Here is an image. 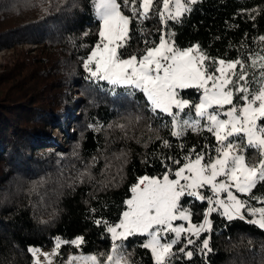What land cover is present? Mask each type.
Returning a JSON list of instances; mask_svg holds the SVG:
<instances>
[{"label":"trees","instance_id":"obj_1","mask_svg":"<svg viewBox=\"0 0 264 264\" xmlns=\"http://www.w3.org/2000/svg\"><path fill=\"white\" fill-rule=\"evenodd\" d=\"M71 4L0 0V50L17 55L0 71V264H33L29 248L52 250L57 236L83 235L85 253L106 251L110 240L94 219L118 220L137 177L163 171L152 157L157 137L172 139L167 130H152L159 121H149L150 114L135 119L141 94L119 99L107 85L85 78L79 57L88 49L79 45L96 42L98 23L89 0ZM192 8L175 26L182 48L198 43L213 57L234 58L230 46L246 33L264 34V0H198ZM24 45L35 47L25 50ZM89 125L102 127L97 131ZM55 126L62 137L53 135ZM184 139L197 150L202 144V137L191 132ZM93 157L97 162L91 166ZM85 165L90 175L81 182L78 173ZM206 206L195 203L193 211L200 215L193 216L194 222ZM213 220V251L178 264H264V230L215 214ZM73 252V246L63 245L55 264ZM135 253L143 256V264H152L148 250L135 247Z\"/></svg>","mask_w":264,"mask_h":264},{"label":"snow or ice","instance_id":"obj_2","mask_svg":"<svg viewBox=\"0 0 264 264\" xmlns=\"http://www.w3.org/2000/svg\"><path fill=\"white\" fill-rule=\"evenodd\" d=\"M89 3L98 29L94 44L79 45L88 49L79 57L85 78L107 85L119 99L141 94L135 119L150 114L149 121H159L155 129L150 123V129L167 130L172 139L157 137L160 144L152 157L163 171L137 177L118 220L94 219L110 240L106 251L85 253L83 235L71 240L57 236L50 253L29 248L33 264H40V255L53 264L63 245L77 253L59 264H143L135 247L148 250L152 264L206 257L213 251L209 241L214 214L264 230V34L246 33L238 45L230 46L237 53L234 58L213 57L198 43L182 48L175 39V26L198 0ZM89 127L98 131L102 126ZM189 132L202 137L199 150L187 146ZM173 141L178 154L172 151ZM96 162L93 157L91 166ZM89 167L78 173L81 182L90 175ZM197 202L207 206L194 222L193 216L200 215L193 211ZM137 237L143 239L137 243Z\"/></svg>","mask_w":264,"mask_h":264},{"label":"rangeland","instance_id":"obj_3","mask_svg":"<svg viewBox=\"0 0 264 264\" xmlns=\"http://www.w3.org/2000/svg\"><path fill=\"white\" fill-rule=\"evenodd\" d=\"M32 47H35V45H33V46L32 45H24L23 49L26 50V49H30ZM16 56H17L16 52L13 50H3V51L0 50V71H3L6 65H9L7 67H11L13 65V62H14V59ZM53 133H55L53 135H56V136L58 135L59 137L63 136L62 131L59 130V128L57 126H55ZM177 223H182V222L177 221ZM31 247H36V246H31ZM42 252L43 253H50L51 250L42 249ZM74 253H77V252H73L70 255H72ZM39 261H40V264H47V261L45 260L43 255L39 256ZM53 264H55V258L53 259Z\"/></svg>","mask_w":264,"mask_h":264}]
</instances>
